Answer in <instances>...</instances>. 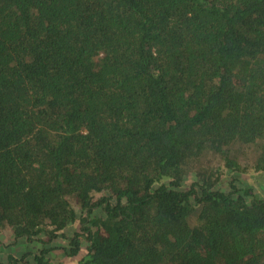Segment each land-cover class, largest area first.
<instances>
[{
  "label": "trees",
  "instance_id": "obj_1",
  "mask_svg": "<svg viewBox=\"0 0 264 264\" xmlns=\"http://www.w3.org/2000/svg\"><path fill=\"white\" fill-rule=\"evenodd\" d=\"M226 171L264 174V0H0V232L43 245L0 264H264Z\"/></svg>",
  "mask_w": 264,
  "mask_h": 264
},
{
  "label": "crops",
  "instance_id": "obj_2",
  "mask_svg": "<svg viewBox=\"0 0 264 264\" xmlns=\"http://www.w3.org/2000/svg\"><path fill=\"white\" fill-rule=\"evenodd\" d=\"M79 227L80 225H75ZM75 226L67 230L66 234L71 236L75 231H79V228L75 229ZM11 231L4 230L0 232V261L5 263L9 255L20 258L23 255H27L25 260L33 262V256L43 248V245L39 242H27L25 238H20L16 243ZM83 248L85 244H82ZM49 247L52 248L48 254V264H77L78 260L84 256L85 253L77 254L75 256H69L65 251L68 248V240L57 238L53 240ZM82 248V249H83Z\"/></svg>",
  "mask_w": 264,
  "mask_h": 264
},
{
  "label": "rangeland",
  "instance_id": "obj_3",
  "mask_svg": "<svg viewBox=\"0 0 264 264\" xmlns=\"http://www.w3.org/2000/svg\"><path fill=\"white\" fill-rule=\"evenodd\" d=\"M235 175H229L228 171L225 172L222 177L218 187L225 191H231V183L240 189H248L250 191V197L247 200H251L252 198H262L264 197V174L261 173H249V174H240L234 173ZM196 180L194 175H188L184 178L181 188L186 190L189 188L190 184ZM252 197V198H251ZM97 211L95 210L94 214ZM98 214L101 212L98 210ZM79 225V224H77ZM80 227V226H79ZM75 226L76 228H79Z\"/></svg>",
  "mask_w": 264,
  "mask_h": 264
}]
</instances>
